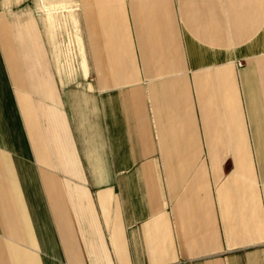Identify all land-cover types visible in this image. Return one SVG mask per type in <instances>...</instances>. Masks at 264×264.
I'll return each instance as SVG.
<instances>
[{
	"label": "crops",
	"instance_id": "crops-1",
	"mask_svg": "<svg viewBox=\"0 0 264 264\" xmlns=\"http://www.w3.org/2000/svg\"><path fill=\"white\" fill-rule=\"evenodd\" d=\"M40 1L0 0V264H264V0H44L81 88Z\"/></svg>",
	"mask_w": 264,
	"mask_h": 264
},
{
	"label": "rangeland",
	"instance_id": "rangeland-1",
	"mask_svg": "<svg viewBox=\"0 0 264 264\" xmlns=\"http://www.w3.org/2000/svg\"><path fill=\"white\" fill-rule=\"evenodd\" d=\"M63 9L50 7L44 0H41L40 8L37 10L43 18L45 16L49 28L53 31L51 35L55 36V40H51V49L57 69L65 72V80L70 86L81 88L83 85L81 84L83 81L81 72L84 76L87 75V65L83 55L80 28H78L75 9Z\"/></svg>",
	"mask_w": 264,
	"mask_h": 264
}]
</instances>
